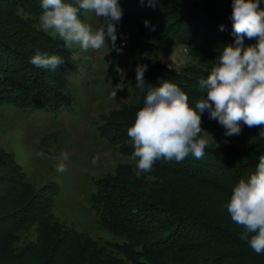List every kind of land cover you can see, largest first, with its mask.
Listing matches in <instances>:
<instances>
[{"label":"trees","instance_id":"trees-1","mask_svg":"<svg viewBox=\"0 0 264 264\" xmlns=\"http://www.w3.org/2000/svg\"><path fill=\"white\" fill-rule=\"evenodd\" d=\"M119 4L123 15L116 24L115 47L135 52V58L118 79L133 102L104 116L96 129L98 137L130 161L96 179L89 197L101 226L115 241L100 244L60 223L54 216L57 183L33 185L15 154L0 149V264H264V254L257 255L239 239L243 229L225 207L239 180L255 170L264 145L244 143L251 146L241 150L208 144L201 159L191 153L180 162L161 158L151 172L136 177L133 141L127 134L148 86L162 80L175 83L193 108L203 95L207 98L198 90V80L210 73L224 45L234 42L232 0ZM20 9L28 18H22ZM41 12V0H0V105L57 114L73 106L69 80L79 68L62 40L38 29ZM244 42L256 40L245 37ZM177 46L189 57L181 70L147 57ZM37 52L58 55L64 63L55 70L37 67L30 62ZM138 64L147 66L143 91L136 87ZM201 119L203 130L223 127L209 110ZM262 131L264 125L241 122L239 135L250 142L245 138Z\"/></svg>","mask_w":264,"mask_h":264},{"label":"clouds","instance_id":"clouds-1","mask_svg":"<svg viewBox=\"0 0 264 264\" xmlns=\"http://www.w3.org/2000/svg\"><path fill=\"white\" fill-rule=\"evenodd\" d=\"M261 3L262 0H232L234 42L224 45L210 73L198 80V90L207 93V98L203 95L194 108L175 83L162 80L158 86H148L142 107L127 131L133 141L131 160L135 162L136 177L151 172L161 158L180 162L190 153L196 159L203 158L209 143L206 138L209 134L201 127V114L205 110L223 126L226 137L239 135L241 122L248 127L264 125V8ZM41 8L38 29L58 37L65 48L99 51L106 45V36L115 47L116 24L123 15L119 0H77L75 6L63 0H41ZM81 10L94 12L96 17L103 18L104 24L93 29L80 18ZM19 14L22 18L29 15L23 9ZM148 23L146 20L145 26ZM245 37L255 39L256 43L245 45ZM80 51H73L70 60H78ZM30 62L55 70L64 60L58 55L37 52ZM146 69V65L136 67V87L141 91L145 88ZM116 70L123 78V69L117 66ZM110 96L114 99L116 91L112 90ZM260 134L264 135V131ZM37 156L43 157L44 153L38 152ZM48 159L59 161L54 165L57 172L67 171V152ZM258 161L249 177L239 180L225 207L232 222L243 229L239 239L260 255L264 254V154Z\"/></svg>","mask_w":264,"mask_h":264},{"label":"rangeland","instance_id":"rangeland-1","mask_svg":"<svg viewBox=\"0 0 264 264\" xmlns=\"http://www.w3.org/2000/svg\"><path fill=\"white\" fill-rule=\"evenodd\" d=\"M81 19L93 29L104 24L103 18L96 17L94 12H83ZM105 42L99 51L69 49L80 51L77 60L79 71L69 80L74 100L72 107L53 114L0 105V149L15 154L27 180L33 185L56 182L59 192L54 205L55 218L100 244L113 242L115 238L103 229L91 206L89 197L94 189L93 182L114 173L119 164L130 160L98 137L96 127L104 116L133 102L131 94L123 86L117 87L122 83L116 68L119 66L123 72L130 70L135 58V52L117 51L107 36ZM147 57L174 70H181L189 62L186 50L181 46L163 48ZM112 90L116 91L114 99L110 96ZM205 131L209 134L206 137L208 144L241 150L251 144L264 145V137L260 133L245 138L249 139L248 142L243 141L241 135L226 137L223 127L211 126ZM41 151L44 156H37ZM62 152L68 153L69 160L65 162L67 171L61 173L54 167L59 161H51L48 157H58Z\"/></svg>","mask_w":264,"mask_h":264}]
</instances>
